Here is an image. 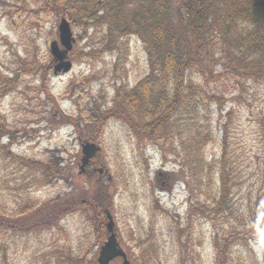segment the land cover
Masks as SVG:
<instances>
[{"label": "rangeland", "instance_id": "1", "mask_svg": "<svg viewBox=\"0 0 264 264\" xmlns=\"http://www.w3.org/2000/svg\"><path fill=\"white\" fill-rule=\"evenodd\" d=\"M142 2L97 6L96 19L87 23L84 13L65 15L76 38L69 54L73 68L55 75L50 45L59 41L65 6L79 4L80 11L82 0H0V206L9 227L1 228L0 264H67L70 253L79 259L88 251L96 259L106 232L98 244L95 228L81 213L38 232L16 225L39 208L58 205L60 196L77 198L80 191L93 194L100 186L112 199L118 238L131 264H239L240 259L264 264V228L249 227L252 219L264 223V144L259 137L264 82L258 74L241 79L230 73L221 52L229 42L217 40L206 67L186 74L188 83L202 91L200 113L177 111L167 136L153 138L144 130L146 121L132 126L117 118L114 101L149 75L160 74L159 62L150 60L147 38L130 25ZM111 9L121 16L118 24L106 20ZM93 110L103 112L98 121L87 118ZM195 116L198 123L211 125L220 140L226 135L220 169L227 174L228 197L220 210L213 201L221 188L217 174L203 212L192 209L202 206L204 198L196 186H186L181 173L179 144ZM83 140L101 146L94 165L105 166L111 181L108 175L97 181L92 166L87 176H79ZM221 153L216 141L205 154L220 160ZM54 154L62 160L63 177L44 180L41 170L23 169L33 161L45 165ZM197 173L194 165L188 180ZM23 208L30 209L25 216Z\"/></svg>", "mask_w": 264, "mask_h": 264}, {"label": "trees", "instance_id": "2", "mask_svg": "<svg viewBox=\"0 0 264 264\" xmlns=\"http://www.w3.org/2000/svg\"><path fill=\"white\" fill-rule=\"evenodd\" d=\"M98 1L82 0L84 5L80 11L79 4L72 9L68 4L63 14L79 16L84 13L88 19H83V23L88 22V20L96 19ZM119 1L103 0V4L110 6L112 2ZM114 12L115 10L111 9L106 18L112 25L118 24L121 19V16ZM130 25L147 38L150 60L159 62L160 74L149 75L133 92L115 100V115L122 120L125 118V121L132 126H138L141 121H146L144 130L148 131L149 138L162 133L167 136V129H171V118H174L177 111L200 113L197 97L202 91L188 83L186 74L188 70H203L206 67L209 60L214 58L216 46L214 43L217 40H221L223 44L229 42L226 50L223 49L221 52L225 54L226 59L223 61L230 73L241 79L254 78L258 74V80L264 82V0H143L138 6L136 5ZM112 113L113 110L110 109L106 117ZM101 114H103L101 111L95 113L93 110V114L88 111L87 118L97 120ZM197 117L193 118L196 120L188 128V136L179 144L184 154L179 160L181 173L185 177L187 187L191 185L195 190L194 186H196L204 198L202 206L199 203L193 204L192 209L198 207L203 212L207 208L206 203L211 199L210 195L214 192L212 183L214 175L217 174L221 188L219 195L213 201L215 209L220 210L226 206L228 197L227 174L224 169H220L228 146L225 141L226 135L224 134L223 139L220 140L219 135L211 129V125L198 123ZM221 131L223 132V129ZM259 137L264 144V124ZM216 141L222 145L220 160L215 156L208 160L205 154L208 145L215 144ZM161 148L163 149L162 146ZM61 163L60 156L54 154L45 162V165H39L41 163L33 161L23 169L41 170L39 174L47 180L59 177V174L61 177L64 176ZM194 165L197 166L199 173L196 174L194 181H189L187 175ZM26 174L31 175V171H27ZM200 179L205 183L200 182ZM100 187V191L97 189L93 194L80 191L77 198L73 194L60 196L59 198H62L60 201H58L59 198L55 200L58 205L50 206L53 207L52 209L49 206L39 208L16 226L24 231L38 232L43 226L57 224L64 216L70 217L81 213L89 218L88 221L95 228L98 235L96 241L99 240V244L102 240V231L106 232L104 213L106 210L111 211L110 208H112V199L108 191ZM194 190L189 191L192 194ZM29 211L30 209L23 208V216ZM225 211L226 208L223 212ZM3 227L8 225L4 221V214H1L0 206V234ZM249 227L252 231L258 228L263 229L264 223L252 219ZM235 233V231L231 233L232 238H235ZM90 254L88 251L83 256L78 255L82 258L77 259L74 253H70L66 263L97 264L94 255L89 258ZM239 264H242L241 259Z\"/></svg>", "mask_w": 264, "mask_h": 264}, {"label": "water", "instance_id": "3", "mask_svg": "<svg viewBox=\"0 0 264 264\" xmlns=\"http://www.w3.org/2000/svg\"><path fill=\"white\" fill-rule=\"evenodd\" d=\"M87 23V21H85ZM59 41H54L50 45V52L55 63L54 74H67L73 68V63L69 59V54L76 44V39L73 36V31L70 22L62 17L59 24ZM82 159L79 166V175H87L88 168L93 160H96L102 152V148L97 143L85 141L81 144ZM100 176H103L106 171L103 167L94 170ZM107 223L106 229L108 235L105 242L102 244L98 256V264H111L116 259H122V264H131L126 251L122 248L116 232V223L112 213L107 210L105 212Z\"/></svg>", "mask_w": 264, "mask_h": 264}]
</instances>
